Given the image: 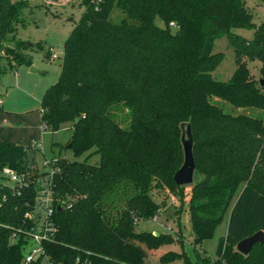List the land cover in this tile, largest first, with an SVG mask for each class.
<instances>
[{
	"label": "trees",
	"instance_id": "trees-1",
	"mask_svg": "<svg viewBox=\"0 0 264 264\" xmlns=\"http://www.w3.org/2000/svg\"><path fill=\"white\" fill-rule=\"evenodd\" d=\"M28 1L0 0V59L18 63L24 57L13 32ZM79 1L84 9L64 39L61 70L39 108L46 129L71 127L54 153L55 232L42 243L47 258L52 264H152L147 249L179 243L180 252L166 251L159 260L264 264V242L247 254L235 246L264 230V120L232 114L213 101L264 111V21H251L245 0ZM114 9L124 15L119 21L110 16ZM251 25L250 39L232 31ZM223 34L236 68L220 81L211 71L221 61L222 52L213 50ZM247 59L260 61V78L250 73ZM121 108L128 111V126L117 117ZM181 123L191 125L194 176H200L187 199L188 184L173 179L184 158ZM68 149L72 158H66ZM37 152L33 145L0 141V168L30 169ZM179 188L194 246L229 215L212 260L199 252L192 260L176 234L135 230L139 219L160 211L154 190ZM22 190L15 194L0 183V264H20L24 256L22 239L10 238L11 226L23 224L33 201L32 187Z\"/></svg>",
	"mask_w": 264,
	"mask_h": 264
},
{
	"label": "rangeland",
	"instance_id": "rangeland-1",
	"mask_svg": "<svg viewBox=\"0 0 264 264\" xmlns=\"http://www.w3.org/2000/svg\"><path fill=\"white\" fill-rule=\"evenodd\" d=\"M56 2V3H55ZM54 3H46L42 0H29L21 13V21L15 25L14 43L19 41L22 43L20 50L23 51L24 57L18 63L11 62L7 57L0 59V98L3 102L2 113L4 111L12 112L15 110L25 109L30 110L31 119L36 124L33 125L37 132L38 140L43 145L44 155L36 154V159L42 163L44 156H50L53 148L55 151L59 144H66L67 139L71 134L69 124L63 125L59 130L46 129L42 130L39 125V108L41 105L42 94L56 82L61 69L63 42L69 35V32L74 25L79 21L84 6L79 0H56ZM245 10L250 13V18L255 25L264 21V3L261 0H245ZM114 21H119L124 15L114 9L110 13ZM156 23L162 25V22L157 19ZM175 25H172V28ZM254 27H236L232 31L236 34L250 39L254 33ZM214 52H222L221 61L211 71V75L216 80H227L232 75L236 68V59L234 58V49L229 41L227 34L221 35L214 41ZM52 53H56V57H51ZM246 64L250 73L256 79L260 78L259 73L260 61L258 59H247ZM32 68L36 70L32 71ZM218 106L232 114L244 113L252 117H259L264 120V111L257 107H235L230 103L221 100L217 97L213 100ZM127 109L121 108L117 111L118 119H121V125L128 126L126 119ZM15 114V113H13ZM12 114V115H13ZM37 119V120H36ZM20 124L13 122L10 118L6 121L0 120V132L6 134L8 132H20L31 128L19 127ZM6 127H10L7 130ZM36 145V144H35ZM66 158H72L70 150L66 152ZM96 160L92 156L90 161ZM200 176L195 174L194 181H198ZM0 178V183H1ZM193 182V181H192ZM191 185L184 187L185 199L189 194ZM180 188L175 192L167 190H154V200L161 203L160 211L157 213V219L148 217L147 219H139L135 230L136 231H151L155 234L170 232L176 234L183 241V248L192 260H195L196 252L201 255H206L209 259L217 256V243L221 237L226 234V226L228 221V213L224 219L215 228L214 234L209 239H205L201 244L194 246L192 244L193 232L191 228V219L187 211V202L182 203L179 199L183 194ZM34 246V242L29 240L24 244L22 252L25 253ZM181 244L169 243L159 246L157 249H147L148 260L152 264H185L183 259H175L173 261L162 263L159 257L166 251L173 250L181 251ZM38 258H36L37 260ZM35 261V260H34ZM39 264H47V258L41 256Z\"/></svg>",
	"mask_w": 264,
	"mask_h": 264
},
{
	"label": "built area",
	"instance_id": "built-area-1",
	"mask_svg": "<svg viewBox=\"0 0 264 264\" xmlns=\"http://www.w3.org/2000/svg\"><path fill=\"white\" fill-rule=\"evenodd\" d=\"M97 4L100 0H91ZM97 7V5H96ZM174 23H171V26ZM55 56V55H54ZM40 127L45 130V123L40 120ZM42 152L40 144L34 145ZM40 164L38 159L30 169H15L9 165L0 168L1 185L9 188L15 194H21L22 189L32 187L33 201L28 204L29 208L24 213V222L22 225L11 226V242L22 241L27 244L29 240L34 242V246L24 253L20 264H29L45 256L42 243L54 238L55 221L52 220L54 213L55 199L53 196L52 180L53 173L58 170L57 156L52 154L44 156ZM157 214L153 219H157ZM47 264L52 262L47 258Z\"/></svg>",
	"mask_w": 264,
	"mask_h": 264
},
{
	"label": "water",
	"instance_id": "water-1",
	"mask_svg": "<svg viewBox=\"0 0 264 264\" xmlns=\"http://www.w3.org/2000/svg\"><path fill=\"white\" fill-rule=\"evenodd\" d=\"M34 70V68H32ZM260 84H264V78L260 79ZM182 133L180 135L182 141V149H183V162L178 167L177 171L175 172L173 179L174 182L178 184H190L193 181L194 176V155L192 154V144L193 138H191V125L181 123ZM71 147V143H68L67 148ZM257 242H264V230L258 229V231L242 237L235 246L236 249L241 252L242 254H247L251 248L253 247L254 243Z\"/></svg>",
	"mask_w": 264,
	"mask_h": 264
},
{
	"label": "crops",
	"instance_id": "crops-1",
	"mask_svg": "<svg viewBox=\"0 0 264 264\" xmlns=\"http://www.w3.org/2000/svg\"><path fill=\"white\" fill-rule=\"evenodd\" d=\"M63 53V52H62ZM55 55V56H54ZM56 53H52L51 57H56ZM34 70H36V68H34ZM32 70V71H34ZM61 70V69H60ZM59 70V72H60ZM2 100L0 98V120H2L3 122L6 121L7 119H11L13 122H17L20 124L19 127L22 128H27L30 127L32 130L31 132L28 131V129H25L23 131L20 132H8L6 134H3V132H0V141L1 142H10V143H18V144H24V145H35V144H40L41 149H42V154L44 155V151H43V145L41 143V141H39L37 132H35L34 126L36 124V122L31 119V114H30V110H28L27 108L25 109H20V110H15L12 112H8V111H4V113H2ZM39 112V111H38ZM13 114V115H12ZM40 115L41 112H39L38 114V119H39V125H40ZM37 120V119H36ZM7 130H10V127H6ZM51 155L58 152V148L55 151L53 148H51ZM41 153V152H39Z\"/></svg>",
	"mask_w": 264,
	"mask_h": 264
}]
</instances>
